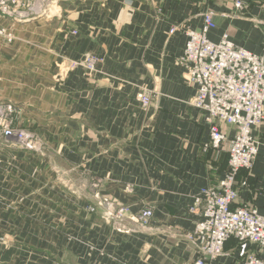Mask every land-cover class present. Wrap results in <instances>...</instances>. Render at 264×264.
I'll list each match as a JSON object with an SVG mask.
<instances>
[{
  "label": "crops",
  "instance_id": "crops-1",
  "mask_svg": "<svg viewBox=\"0 0 264 264\" xmlns=\"http://www.w3.org/2000/svg\"><path fill=\"white\" fill-rule=\"evenodd\" d=\"M246 2L238 11L233 0H41L0 19L14 37L0 41V103L19 107V126L45 143L36 153L0 141V264H195L191 209L224 177L229 145L205 150L209 127L178 58L209 11L211 41L228 35L264 55V0ZM86 55L98 59L91 77L67 69ZM145 90L159 95L149 111ZM255 134L260 153L239 173L235 206L264 215V125ZM246 252L264 258L230 239L212 264H243Z\"/></svg>",
  "mask_w": 264,
  "mask_h": 264
},
{
  "label": "built area",
  "instance_id": "built-area-1",
  "mask_svg": "<svg viewBox=\"0 0 264 264\" xmlns=\"http://www.w3.org/2000/svg\"><path fill=\"white\" fill-rule=\"evenodd\" d=\"M205 3L208 0H196ZM41 0H0V19L12 17L16 11L32 13ZM234 7L243 11L246 0H233ZM213 12L204 14L203 27L187 30V44L178 63L184 68L185 80L196 89L191 106L203 112L209 127L210 142L205 150L229 145L228 170L217 187L203 189L196 197L192 212L199 216L192 232L184 237L197 244L199 257L195 264H212L225 254V244L236 239L243 249L256 246L264 250V215L253 206L236 207L239 198L237 177L242 170L251 172L260 153L261 143L255 131L264 125V55H257L232 42L224 35L219 42L209 39L215 29ZM14 37L0 28V41L12 43ZM98 59L86 55L83 61H73L69 71L83 68L91 77L96 72ZM159 95L145 90L139 97L144 111H149ZM21 109L11 103H0V141L5 145L41 153L43 139L17 123ZM223 126L236 131L230 137ZM247 184L244 182L243 186ZM95 211L94 208H91ZM121 207L116 217L126 216ZM153 210L146 209L138 224L147 226ZM119 231H127L117 222ZM243 264H264L257 253L246 252Z\"/></svg>",
  "mask_w": 264,
  "mask_h": 264
},
{
  "label": "trees",
  "instance_id": "trees-1",
  "mask_svg": "<svg viewBox=\"0 0 264 264\" xmlns=\"http://www.w3.org/2000/svg\"><path fill=\"white\" fill-rule=\"evenodd\" d=\"M228 170V169H227ZM239 176V175H238ZM237 179H238V177H237ZM246 184H247V182H246Z\"/></svg>",
  "mask_w": 264,
  "mask_h": 264
}]
</instances>
